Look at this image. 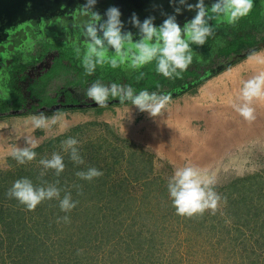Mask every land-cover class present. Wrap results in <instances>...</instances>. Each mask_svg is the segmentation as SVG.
Returning a JSON list of instances; mask_svg holds the SVG:
<instances>
[{
    "label": "rangeland",
    "instance_id": "374dc122",
    "mask_svg": "<svg viewBox=\"0 0 264 264\" xmlns=\"http://www.w3.org/2000/svg\"><path fill=\"white\" fill-rule=\"evenodd\" d=\"M257 10H259V7ZM256 16V11L251 10L247 15V17H250L249 19L242 20V18L235 25H230L226 21L217 23L215 25L214 36L209 37L203 47L192 45L193 61L187 71L196 72L199 78L194 80H192V77L189 78L191 79L188 80L190 85L197 83L201 79H205L203 82L205 85L207 83L219 84L222 72L217 73V71L223 68L227 70L236 65L240 61L234 65L232 63L241 55L248 54V51H250L244 48L239 54L230 57L225 56L224 48L233 41L253 37L257 44L255 47L261 50L258 53L264 55V17L260 15L261 22L259 21L258 25L250 23ZM88 19V17L82 15L76 16L73 21H69L66 18L50 21V26L54 28L50 30L52 37L49 36L47 30L37 32L39 35L36 36L34 29H31L34 33L30 30H26V32L22 31L18 35H15L14 39L10 38L8 40L7 44L11 43L8 50H12L20 44L22 46L28 38H31L33 44L29 48L26 47L27 52L25 51L26 56H24V60L16 63V65H24L22 71L19 70L12 75L7 71V76L5 75V71L0 73V119L1 117H3L2 119L16 118V113L18 115L25 114L26 112L30 115L43 113L44 110L50 108L45 105L40 106L39 103V101L47 97L46 95L51 98L55 97V94L48 90V85H44L46 77H42V73L46 72L50 67L47 61L50 56L46 53L40 62L33 59L37 57V53L43 51L39 42L55 41V44L60 45V47L58 51H52L50 54L54 58H59V50L65 48L61 42H69V48L71 49L77 47L75 46L77 43L74 42L71 34L77 30L81 31L82 25ZM34 27L35 29H43V27L37 25ZM82 40L83 38H81ZM81 46L85 48V44ZM24 48L25 46H22L20 49ZM69 59L72 60L75 68H83L80 59L76 55H70ZM62 61L63 64H70L66 59ZM5 63L7 68L11 67L14 59H7ZM1 68H3L2 64H0ZM142 69L134 71L127 66L113 69L105 64L98 67L94 80H99L105 85H110L108 80H103V77H108L111 80L117 79L120 85H126L129 81L139 84L143 82V76L139 77V72ZM105 71H109V73L105 75ZM90 82L85 88L70 86L67 87V90L82 103H91L92 100L86 96L88 87L94 83ZM203 84L190 92L191 96L200 97L199 94L202 91L203 87L201 86ZM34 90L36 92L43 91V93H40L42 97L39 98L34 95ZM217 90L219 92L216 95L217 97H207L206 116L202 114L196 117L190 125L186 126L183 123L177 124L175 122V117L176 115H181L180 112L171 114L172 111H170L171 113L166 115L163 113L155 118L151 116H139L136 118L132 111V105L128 104L110 106L116 108V111H120L117 112L118 115L112 114L105 118V116L98 114L97 112L99 111L97 110L95 112L96 116H94L95 114H90L92 117L83 116L82 120L70 123L66 130L60 129L54 131V133L36 131L32 135H26L33 136L38 142V146L33 149L36 153V158L22 165L18 164L8 153L10 145L24 147V138L11 142L3 137L0 141L3 149V154L0 156L1 185L9 184L11 188L16 180L26 178L31 173L34 175L32 180L34 185H41L42 182H44V186L55 184L56 181L53 177L57 176H55L52 170H49L45 176L40 177L43 168L39 163L41 159H50L53 153L60 154L64 160L65 169L59 176L61 180H72V184L80 182L76 184L79 188L73 186L72 189L74 196H71V198L73 201L77 200L78 204L68 212L71 213L67 215L70 223H64L62 220H59V218L65 216L63 215L65 212L61 211L59 200L56 199L42 202L34 211H27L24 206H21L15 200L16 205L23 209V212L20 213L0 202V214L3 212L2 216L4 218L3 223L0 222V227L5 231L3 227L5 223H14L15 225L13 234H11L12 227L8 225H6V231L10 233L3 232L0 234V260L5 258V260H1L3 264H71L70 262L73 260L78 261V264L116 263V260H118L117 241L121 242L126 238V235H128L126 233L127 229L126 231H120L121 239L117 235L113 237L111 229L106 230L104 228L102 235L98 237H94L93 234L92 237L95 239L92 242L93 244L87 247L90 249L89 251L84 248L87 244L80 236L84 231L81 225L83 223L85 225V219L87 220L83 215L84 210H88L89 208L90 211H96L97 207H92L91 203H89V198L92 196L91 192L83 198L75 194V191H81V187L85 185V180L77 177V171L75 170L78 167H84L87 170L92 162V164L98 162L100 163V167H104L101 168L103 175L106 174L104 171L107 167L108 169H113L114 164L117 163L114 167L117 174H112L113 177H116L129 176L136 169H133L132 166L135 167L136 162L140 161L141 167L144 166V170L150 171L149 175L143 177L151 179L159 178L168 182L177 168L186 165L196 166L204 170L208 176L214 178V190L222 198L217 208L220 211L222 207H225V197L228 192L235 191V194L238 195L240 190H246L245 194L247 195L250 193L247 187L251 183L257 184V194L260 193V196H264V102H255L253 104L256 119L249 124L244 122L233 108V104L239 102V89L234 90L227 87L225 89L217 88ZM178 96L180 95L178 94ZM224 97L226 98L225 101ZM62 102L64 101L60 98L57 103ZM111 103L114 102L111 101ZM170 103H172V100H170ZM170 103L168 104L169 106ZM16 106L20 108L16 109ZM122 106H127V110L123 111ZM87 109L93 110L92 108ZM136 135H145L146 137L139 140ZM70 137L78 141L77 148L84 160V164L82 165H77L71 161L69 154L63 150V141ZM116 159H119V161ZM59 177L57 178L59 179ZM238 179L241 180L236 181ZM59 183L56 186L61 189L62 199L66 192L63 190V187L58 186ZM141 185L134 186L136 189L131 193V195H135L133 199L139 200V198L143 197V193L148 194L149 190H145ZM10 188L8 189L10 190ZM164 197V194H160L158 199L161 200ZM158 199L150 198L152 205L149 207L151 209H154L155 206L160 207L159 212L162 213L161 211L173 208L172 203L170 204L168 201L166 204H157ZM260 205L264 209V200ZM78 206H81L82 212L77 210ZM206 213L210 212L206 211L204 213L207 216L208 214ZM142 215L145 217L144 213ZM196 221L207 225V227H211L213 223L211 219L206 220L205 223L202 222V217H198ZM233 223H229L230 229ZM176 225L167 226L166 232L173 231L172 233H176L177 237H180L178 241L175 240V236L167 237L166 232L162 231L159 233L160 236L152 240L149 247L153 244L157 246L154 259L155 257L157 259L158 256H162L167 262L175 261L178 264H242L240 257L233 256L227 252L231 250L229 244L219 241L218 245L216 234H211L214 238L207 240L204 238L207 235H196L198 233L188 229L189 225L184 226V222H181L180 226ZM139 226L140 222L138 220L137 224L131 228L132 238L139 241L143 239L144 235L149 236L150 233H153L155 236L157 229L160 230V225L158 226L156 223L150 225L149 229ZM189 233L194 234L190 236ZM8 236L13 240V244L11 245V240L7 239ZM162 244L163 246L161 247ZM32 245L34 246L33 249ZM212 249L217 250L210 251ZM84 251L86 252L84 253ZM57 252H62L65 256L62 257ZM82 253L84 255H81Z\"/></svg>",
    "mask_w": 264,
    "mask_h": 264
},
{
    "label": "clouds",
    "instance_id": "9594fccd",
    "mask_svg": "<svg viewBox=\"0 0 264 264\" xmlns=\"http://www.w3.org/2000/svg\"><path fill=\"white\" fill-rule=\"evenodd\" d=\"M95 5L96 0H86L80 6L81 13L89 18L80 31L86 47L83 51L78 46L74 48L86 76L93 75L98 66L105 64L113 69L127 66L131 70L138 71L154 62L157 74L172 79L181 78L191 65L192 45L203 47L208 38L214 36L217 23L226 21L230 25H235L246 17L253 8V0H213L210 6L205 0H196L194 4L189 0H170L174 14L168 15L158 27L154 25L153 17L146 18L141 23L133 14L130 23L138 29L139 35V39L135 42L131 32L123 31L124 25L120 20L121 13L118 8H109L105 12L106 19H104L94 11ZM182 9L195 13L191 20L183 24V27L176 20V17L182 14ZM258 62L264 63V61ZM86 96L101 108L108 106L110 98L118 99L119 103H130L139 112H146L153 118L162 115L171 100L169 95L150 93L146 89L136 92L130 85L117 83L105 85L99 80L88 87ZM238 101L233 104L234 110L244 122L251 124L256 119L253 104L264 102V71L243 82L239 89ZM60 109L65 108L61 106L56 111ZM29 123L33 131L40 129L52 132L54 127L58 126L61 130H66L69 126L66 115L61 112L51 116H46L44 113L32 115ZM2 127L6 125H0V128ZM24 143V147L10 146L8 153L21 165L36 158L33 149L38 146L33 136L24 137ZM77 144L78 141L70 137L63 141L62 147L69 154L71 161L82 165L84 160L79 154ZM39 163L43 168L40 177L45 176L49 170L54 171L55 176L59 177L65 169L63 157L58 153H53L50 159H41ZM102 175L103 172L94 167L76 172V176L85 181H92ZM58 183L57 180L55 184L44 186L42 182L41 186H35L27 178L18 179L6 195L14 198L27 211H34L42 202L56 199L59 200L61 211L68 213L77 206L78 201H73L70 193H66L61 199V189L56 186ZM214 185V178L196 166L186 165L177 168L167 185L176 214L193 218L202 217L206 211H209L214 215L222 199L214 190ZM76 187L79 188L78 185ZM59 220L70 223L67 215Z\"/></svg>",
    "mask_w": 264,
    "mask_h": 264
},
{
    "label": "trees",
    "instance_id": "16d2710c",
    "mask_svg": "<svg viewBox=\"0 0 264 264\" xmlns=\"http://www.w3.org/2000/svg\"><path fill=\"white\" fill-rule=\"evenodd\" d=\"M256 11V17L252 19L250 23L253 24H259V21L261 22L259 10H257V7L254 9ZM249 19L250 17H245L242 20ZM255 20V21H254ZM49 36H51L50 31L47 32ZM38 36V34H36ZM73 37V40L80 48L85 49L83 46H81L83 43V40L81 41L80 36V30L75 31V33L71 34ZM52 37V36H51ZM50 37V38H51ZM62 45L65 47L63 50H59V58H54L51 56L52 51H58L60 45H56L55 41H40L39 44L41 45V49L43 51L37 53V57L33 58L36 61H41L43 57L46 55H49L48 63L50 65L49 69L46 70V72L42 73V77H46V82L44 85H48L47 87L50 92L55 94V97L51 98L46 95L47 91L44 93L47 97L45 99L39 101L40 106H47V107H53L59 105V107L64 106L65 109L60 110H75V109H87L92 108L96 109L98 111H101L103 108L99 106H93L95 103L92 101L91 103H82L81 101L77 100L75 97H73L69 90H67V87H83L85 88L89 82H95V73L98 71V67L95 71V73L91 76H86L84 73V69L80 68L77 69L72 64V60H70V55L74 54V49L69 48V42H61ZM33 44L31 38H28L25 43H23L22 46H25L24 49H20L22 46H17L16 48H13L12 50H4L1 51L0 54V64L3 65V70L0 69V73L2 71H5V75L7 76L8 72L10 75L14 74L17 71H22L24 68V65L18 64L20 60H24L26 47H31ZM74 46V47H75ZM257 46L256 42L254 41L253 37H250L248 39H238L236 41L231 42L228 44L227 47L224 48L225 56H232L239 54L242 49L245 48V50L248 51V54L241 55L236 61L232 63L234 65L235 63L243 60L251 53L257 52L260 49L256 48ZM86 47V46H85ZM27 48V49H28ZM67 48V49H66ZM16 50V52H14ZM18 50V51H17ZM21 50V52H20ZM30 50V49H29ZM20 52V53H18ZM27 52V51H26ZM74 52V53H73ZM13 56V57H11ZM14 59V63L7 68V65L5 63V60L7 59ZM68 60L70 63L69 65L63 64L62 60ZM226 68L220 69L217 71V73H221L225 71ZM105 75L109 73V71H105ZM141 73H143V79L142 83L136 84L132 83V81L127 82L126 85L132 86L136 92H139L141 90H148L151 92H156L158 94L162 95H169L171 98L177 97L178 94H184V93H190L193 90H195L198 86L203 84L205 79L199 80L197 83H194L193 85H190L188 80H191L189 78L197 79L199 76L196 74V72H189L185 71L182 74L181 78H164L162 75H159L155 71V63L146 65L140 72L139 77L141 76ZM103 80H108L109 83H117L119 84V81L116 79L111 80V78L103 77ZM187 84V85H186ZM43 85V86H44ZM61 87V88H60ZM32 88V87H31ZM43 93V91H41ZM41 92L34 90V95L37 97H42ZM175 92L176 94L172 95V93ZM180 92V93H179ZM62 98L64 102L57 103L58 100ZM113 101L114 103H111ZM130 103L121 104L119 103L118 99H112L110 98L108 101V106L111 105H128ZM67 105H73L74 107L71 109H68ZM79 105H82L83 107H78ZM16 109H19V106L15 107ZM67 108V109H66ZM106 108V107H104ZM100 109V110H99ZM29 114L28 112L25 113V115ZM119 161V159H116ZM116 161V162H117ZM93 163V162H92ZM89 165V167H94L99 171H102L100 167V163H94ZM117 163L114 164V167ZM141 162L137 161L135 167L132 166L135 171L130 173L129 176H116L113 177V173L117 174V172L113 169H105L104 175L98 178H94L92 181H85V185L81 187V191H79L80 194H78L77 191H75V194H78V197L83 198L84 196H88V194L91 192L92 196L89 198L91 203L90 205L92 207H97L96 211H90L88 207V210H84V216L87 218L85 219V225L84 223L81 225V228H84V231L80 234L82 237V240L85 241L87 244L86 249L88 251L90 250L87 247H90V244H93L94 237L101 236L103 233L104 228L106 230L111 229L113 237L117 235L119 239H121L120 234L122 231H126L128 235H126V238L123 239L121 242L117 241V248H118V260H116L115 264H178V262L175 261H168L164 259L162 256H158V258L154 259L156 244H153L151 247L149 245L152 243V240L155 239V237L160 236L159 233L166 232V227L171 225L180 226L181 222H184V226L189 225L188 229L191 231H194L195 233H198L196 235L205 234L207 235L204 237L205 239L212 240L214 237L211 234H216V238L218 241L225 242L226 244H229L231 246V250L227 251L229 254H232L233 256L240 257L242 260V264H264V209L260 204H262V201L264 200V196H260V193L257 194L258 185L255 183H251L249 187H247V190H250L249 194H245L246 190H240L238 192L239 194H235L236 192H228L225 197V207H222V210H216V213L208 214L207 216L204 214L202 216V222H206V220L211 219L213 221L211 227H207V225H204L202 223H199V221H196L198 217L193 218H185L178 216L176 214V211L174 208L168 209L165 211L159 212V208L155 206L154 209H151L149 206L152 205V201H150V198L152 199H158L160 194H164L165 197L159 201L157 204H166L168 201L170 204L172 203L169 193H168V181H164L162 179H151L147 177H143L146 175H149L150 171L145 169L144 166L141 167ZM146 166V163H145ZM88 167V168H89ZM142 168V169H141ZM75 171H86L85 168H76ZM34 175L31 173L28 176H26L27 179L33 180ZM55 181L59 180L60 183L58 186L63 187V190L66 193H70L71 196L73 195V186L76 187V184L80 183H74L72 184V180H66L59 177H53ZM241 179H238L236 181H240ZM5 181V180H4ZM3 181V182H4ZM2 182V183H3ZM143 186L145 190H149L148 194L143 193V197L138 199H133L134 196L131 195L132 191L136 189L134 186L140 185ZM35 186H41L39 184H36ZM71 186V187H69ZM261 186V185H260ZM155 187V188H154ZM10 186L9 184H0V202L8 205L9 208H12V210H17L18 213L23 212L22 207L16 205L14 198H9L6 193L9 191ZM154 188V189H153ZM236 190V189H235ZM65 193V194H66ZM76 196V197H77ZM78 199V198H77ZM77 201V200H76ZM136 201L138 202L136 204ZM156 202V201H155ZM136 204V205H135ZM22 206V205H21ZM90 206V207H91ZM153 207V206H151ZM85 209V208H84ZM156 209V210H155ZM79 212L83 211L81 206H78ZM155 210V211H154ZM76 211V210H75ZM159 212V213H157ZM145 217H143V214ZM3 212L0 214V222L3 223ZM71 213H63V215H69ZM210 217V218H209ZM182 220H181V219ZM180 219V221H179ZM89 220V221H88ZM139 220L140 226L139 227H145L146 229H149L148 227L150 225H153L156 223L158 226L160 225V230L157 229V233L154 236L153 233H150L149 236L144 235L143 239L136 240L132 238V232L131 228L137 224V221ZM234 222L232 225V228L230 229L229 223ZM6 225L9 227H12L11 234H13V230L15 229L14 223H5L3 225V228L0 227V234L3 232L10 233L6 231ZM192 226V227H191ZM121 231V232H120ZM120 232V233H119ZM173 231L166 232L167 237H174L175 240L178 241L179 238L177 237L176 233H172ZM131 234V235H130ZM193 235L194 233H189ZM45 236V235H44ZM164 236V235H161ZM3 239V237H1ZM178 238V239H176ZM7 239L10 241L11 237H7ZM128 241H127V240ZM143 242V243H142ZM13 244V240H11L10 245ZM164 244V243H163ZM161 245V247L163 246ZM215 244V243H214ZM216 245V244H215ZM30 247V245H28ZM36 247V246H35ZM34 246L32 245V249ZM94 249V247H93ZM149 249V251H148ZM155 249L154 251H152ZM217 249H212L210 251H214ZM175 251V250H174ZM173 251V253H175ZM86 251H84L85 253ZM45 253V252H43ZM62 257L65 256L62 252H57ZM82 253L81 255H84ZM45 255V254H43ZM78 256V255H77ZM76 256V257H77ZM235 258V257H234ZM1 260H5L1 259ZM0 260V261H1ZM112 262V261H111ZM71 264H78V261L73 260L70 262ZM1 264H3V261H1Z\"/></svg>",
    "mask_w": 264,
    "mask_h": 264
},
{
    "label": "crops",
    "instance_id": "0c3cea01",
    "mask_svg": "<svg viewBox=\"0 0 264 264\" xmlns=\"http://www.w3.org/2000/svg\"><path fill=\"white\" fill-rule=\"evenodd\" d=\"M259 6V14L264 17V0H259V2L257 3ZM262 12V14H261ZM261 51V50H260ZM264 55L263 54H259L258 51L254 54H251L250 56H248L247 58H245L244 60L240 61L239 63H237L236 65L232 66L231 68L223 71L222 74V78L219 82V84H210L207 83L206 85L203 84L201 87H203L201 90V93L199 94L200 97H193L191 96L192 94L190 93H184L181 94L178 97H174L172 98V103H170V106L167 105L166 109L163 111V113L166 115L168 113H171L170 111H172L171 114L178 113L180 112L181 115H176L175 117V121L177 124L179 123H183L185 126L186 125H190L191 122L194 121V119H196V117L200 116L203 114V116H206L205 110H206V103H207V99L210 96L213 97H217L216 95L219 94L217 88L220 89H225L227 87L232 88L234 90L240 89L242 87V84L244 81L251 79L253 76H255L256 74L264 71V63H260L258 61H264V58H262ZM208 97V98H207ZM226 100V98L224 97V101ZM123 107V106H122ZM113 108V109H111ZM127 106L123 107V111L127 110ZM56 106L54 107H50L48 110H44V114L46 116H51L54 113L57 112H61L64 113L66 115V119L68 120V124L70 125V123H74V122H78L80 120H82V117H92L90 114H95V112L97 111L96 109L90 110V109H82L84 111L75 109V110H57L56 111ZM100 110V109H99ZM117 109L114 107H106L103 108L102 111L97 112L98 114H101L102 116L109 117L110 115H118L117 112L120 111H116ZM42 111V110H41ZM46 111V112H45ZM132 111L134 112V117L136 116H150L148 113H142L139 112L135 107H132ZM42 113V112H41ZM16 118H12V119H2L3 117H1L0 119V125H6V127H2L0 128V141L1 139L4 137L5 139H7L8 141L10 140L11 142L13 141H19L21 138H24L26 135H32L34 132H43L44 130H40L37 129L35 131H33L31 129L30 123H29V118L32 115L35 114H39V113H35V114H27L25 115L24 113L21 115H18ZM96 116V114L94 115ZM112 118V117H110ZM114 118V117H113ZM173 119V117H172ZM69 127V126H68ZM67 127V128H68ZM60 130V128L54 127V129L52 130V132L54 133V131H58ZM47 132V131H44ZM51 132V133H52ZM137 136V139L142 140L144 139V137H146L145 135L142 136ZM11 146V145H10ZM8 148V147H7ZM3 154V149L1 147L0 144V156Z\"/></svg>",
    "mask_w": 264,
    "mask_h": 264
},
{
    "label": "water",
    "instance_id": "95a60500",
    "mask_svg": "<svg viewBox=\"0 0 264 264\" xmlns=\"http://www.w3.org/2000/svg\"><path fill=\"white\" fill-rule=\"evenodd\" d=\"M62 0H54L52 3L49 1L51 7L59 6ZM70 0H64L62 4L66 5ZM72 1V0H71ZM30 2V11L24 14L22 11L25 10L26 5ZM80 6L83 5L86 0H79ZM190 3H196V0H189ZM213 0H205V3L210 6ZM41 4V0H0V24L7 23L8 27L6 30H11V25L16 22L15 13H22L23 20L16 24V26L23 23L24 20H29L30 18H35V10ZM79 6V7H80ZM118 8L121 15L120 20L123 23V31L131 32L134 35L138 32V29L133 27L130 23L131 17L133 14L140 20L142 23L146 18L153 17L154 25L160 26L164 19L168 15L174 14V7L170 5V0H96V5L94 11L98 12L102 18L106 19L105 12L109 8ZM36 8V9H35ZM39 10V9H38ZM80 10V8H79ZM182 14L176 17L177 23L185 20V22L191 20L194 17V12L181 10ZM14 14V15H13ZM31 14V15H30ZM14 28V27H13ZM8 34H3V29L0 26V44L4 43L7 40ZM176 94L175 92L172 95ZM93 106H96L93 105ZM67 108H73V105L66 106ZM78 107H83L79 105ZM59 108V107H57Z\"/></svg>",
    "mask_w": 264,
    "mask_h": 264
},
{
    "label": "flooded vegetation",
    "instance_id": "af4514ba",
    "mask_svg": "<svg viewBox=\"0 0 264 264\" xmlns=\"http://www.w3.org/2000/svg\"><path fill=\"white\" fill-rule=\"evenodd\" d=\"M53 2L54 0H41V4L39 7H37V9L35 10V18H30L29 20H24L23 23H21L20 25L16 26L15 23H17L19 21V23L23 20L22 16H24L22 13L18 12L15 13L17 14V18H16V22L14 24L11 25L12 29L11 30H6L8 25L7 23L5 24H0L1 28L3 29V34H8L7 40L4 43L0 44V50L4 51L6 49H8L9 45H11V43L8 45V40L10 38L14 39L15 35H18L20 32L25 31L26 30H30L31 32H33L31 29H34L35 34H39L37 32H42L43 31H50L53 30L54 28L50 26V21L53 20H60L61 18H66L69 21H73L75 19L76 16H82L83 14L81 13V11L79 10V6H80V2L79 0H70L69 2H66L68 4L64 5L62 4L64 2V0L61 1V3L59 4V6H54L51 7L49 4H47L48 2ZM259 0H253V8L251 9L252 11H254V9L258 6ZM30 2L26 5L25 10L22 11L24 14H26L27 12L30 11ZM82 6V5H81ZM39 9V10H38ZM195 14V13H194ZM14 15V14H13ZM31 15V14H30ZM185 23V20L179 22L178 24L183 27V24ZM29 25V26H27ZM41 26L43 27V29H35L34 26ZM27 26V27H26ZM34 33V32H33ZM13 35V36H12ZM137 39H139V35L138 32L134 35L133 37V42H135ZM13 42V41H12ZM7 44V45H6ZM1 54V52H0Z\"/></svg>",
    "mask_w": 264,
    "mask_h": 264
}]
</instances>
